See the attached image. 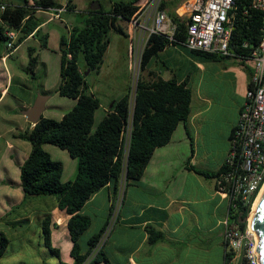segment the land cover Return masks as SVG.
<instances>
[{
	"label": "crops",
	"instance_id": "obj_1",
	"mask_svg": "<svg viewBox=\"0 0 264 264\" xmlns=\"http://www.w3.org/2000/svg\"><path fill=\"white\" fill-rule=\"evenodd\" d=\"M24 1L0 0V5H19ZM56 1L62 8L37 11L34 15L40 21L37 30L26 37L15 50L0 57V236L3 235L10 241L4 256L16 242H20L22 247L19 252L26 250V244L34 246V240L38 244L37 247L46 250L41 252L37 247H33L32 255L28 258L22 253V264L30 263V260H34L35 264H74L71 255L73 243L68 229L71 216L59 209L54 197L25 201L21 167L31 154L32 145L19 136L32 130L35 124L30 123L23 112L35 104L37 93L48 96L43 118L53 119L46 117V113L49 108H58L50 104L53 96L45 83H41L36 89L31 82L38 81L37 75L41 69H45L48 76L50 59L47 53H56L61 60V37L69 36L74 28H82L90 12L101 8L108 11L115 2L132 0ZM169 1L171 0L167 2ZM88 4L91 6L87 7ZM183 5H178L172 11H169L172 7L166 9L169 14L175 12L179 16L178 12H184ZM1 13L0 8V15ZM71 14L85 18L79 20L78 16L73 17ZM183 17L185 16L180 18L186 19ZM16 32L19 38L21 33ZM129 37L131 38V35ZM45 42L47 47H44ZM176 48L170 46L161 51L150 61L148 69L165 81L175 79L182 83L189 78L192 89V86H195L192 73L184 72L170 64L173 57L168 53ZM184 48L188 56L194 57L190 50ZM31 49L34 50L37 63L33 71H28ZM248 62L251 61L234 55L218 61L200 59L197 65H194V69L201 72L205 70L201 63L219 64L221 69L216 73H223L231 79L232 94L239 101V105L235 125L228 136L229 143L250 88L253 65L251 67ZM59 72L61 77V66ZM14 87H18L23 94L14 95ZM58 88L56 95H59ZM193 95L192 89V104ZM199 102L203 105L211 101L202 97ZM69 103L64 102V105L73 109L77 102L75 101L74 105ZM104 109L106 115L109 107ZM66 114L62 113L56 120H62ZM202 116L203 112L192 111L187 123L179 124L170 144L155 151L140 182L125 187L123 178L118 192L116 185L110 183L93 195L84 206L82 213L92 219L91 228L95 219L100 218L99 231L94 233L93 237L108 228L116 208L118 209L111 232L103 244V252L111 264H185L188 259H192L196 264H211V253L217 246L218 236L222 240L218 246L224 247L223 223L230 214V201L218 193L217 178H205L194 169L219 172L227 156L215 171L198 167L200 143L203 140L202 125L199 122ZM44 150L53 160L63 164L62 181H74L78 162L71 158L68 152H58L49 145H45ZM229 150L230 147L227 155ZM55 154L61 158L57 159ZM69 168L71 173L67 174ZM48 216L51 218L52 245L60 251V260L44 245L43 223ZM148 228L162 233L165 239L150 245ZM88 242L83 246L82 239L80 241L84 253L88 252ZM50 256L55 259L52 263L48 262Z\"/></svg>",
	"mask_w": 264,
	"mask_h": 264
},
{
	"label": "trees",
	"instance_id": "obj_2",
	"mask_svg": "<svg viewBox=\"0 0 264 264\" xmlns=\"http://www.w3.org/2000/svg\"><path fill=\"white\" fill-rule=\"evenodd\" d=\"M140 1L115 2L108 11L103 8L92 11L82 28H74L69 36L61 37V84L58 94L77 103L62 120L42 117L32 130L19 136L32 145L31 154L21 167L25 201L54 197L59 209L71 216L68 229L73 243L71 255L74 264H111L103 252V246L96 256L91 258L105 229L89 240L87 253L82 250L80 241L92 226V219L82 213L84 206L93 195L110 183L116 185L118 192L123 178L125 187L140 182L155 151L169 145L179 124L187 123L192 114V89L189 78L182 83L175 79L165 81L148 69L150 61L167 47H185L187 21L175 12H170L169 15L177 26L174 38L170 40L167 36L153 34L148 39L141 55V73L133 105L131 93L128 92L122 99L109 106L106 115L96 125V113L101 108V102L89 91L85 72L79 66L80 58H84L86 70L99 73L111 42V34L128 37L120 23L133 19L139 10ZM182 1L164 2L162 8H175ZM33 2V5H30L29 0L19 5H0V8L5 7L0 15V57L15 50L26 37L37 30L40 25V21L34 16L37 11L62 8L56 0ZM251 3L252 0H236L235 9L230 13L234 18L230 50L236 57H247L261 41L263 14L251 9ZM9 30L21 33L12 50L8 49L10 40L6 32ZM246 43L249 48H244ZM44 47H47V42ZM190 53L204 61L226 59L199 51ZM36 63L37 58L31 49L27 70L33 71ZM129 128L130 141L126 152V132ZM45 145H53L67 151L71 158L78 162L74 181H62L64 166L52 159L44 150ZM194 171L208 179L217 178L221 172L199 169ZM251 211V206L242 207L239 204L230 207L231 220L239 223L242 232L247 230L246 219ZM50 226L51 218L48 216L43 223L44 245L60 260V251L52 245ZM148 233L150 245L165 239L162 233L152 228H148ZM9 245V239L0 236V260ZM225 247L227 248V245ZM234 258L232 250L226 252L225 264H230ZM239 264H248V261L243 259Z\"/></svg>",
	"mask_w": 264,
	"mask_h": 264
},
{
	"label": "built area",
	"instance_id": "obj_3",
	"mask_svg": "<svg viewBox=\"0 0 264 264\" xmlns=\"http://www.w3.org/2000/svg\"><path fill=\"white\" fill-rule=\"evenodd\" d=\"M167 1L141 0L138 3V12L128 22L132 43L135 40V43L142 48L153 34L167 36L173 40L177 26L167 9L162 8V4ZM29 3L34 4L33 0ZM235 6L236 0H187L182 7L184 12L182 14L178 12L179 16H185L187 21L185 47L190 51L226 58L234 56L230 50L234 18L230 13ZM251 9L263 14L261 41L247 57H242L254 63L253 74L245 104L231 135L230 150L217 177V191L230 201L231 206L240 204L242 207L251 206L253 209L264 188V0H252ZM1 10H5V7L2 6ZM6 35L10 40L8 49L12 50L18 39V32L9 30ZM244 48H249V44L246 43ZM68 57L71 58L70 55ZM130 133L131 128L126 132L127 151ZM117 212L116 208L98 248L91 255L92 259L108 238ZM223 224L226 252H231L233 244L240 245L242 242L246 250L256 252V234L250 231L249 226L245 232H242L239 223L232 221L230 214ZM233 261L230 264H233ZM248 264H259V262L258 259H253L252 262L248 260Z\"/></svg>",
	"mask_w": 264,
	"mask_h": 264
},
{
	"label": "rangeland",
	"instance_id": "obj_4",
	"mask_svg": "<svg viewBox=\"0 0 264 264\" xmlns=\"http://www.w3.org/2000/svg\"><path fill=\"white\" fill-rule=\"evenodd\" d=\"M186 1L187 0H183L178 5H183ZM89 6L91 5L88 4L87 7ZM172 10L174 9L169 8V11ZM181 13H183V11H181ZM71 16H78L79 20L85 18V16L82 15L74 16L71 14ZM120 24L125 28L128 37L117 33L111 34V42L99 73L86 70V63L83 57H81L79 61L80 69L85 72V78L89 86L90 93L95 94L101 102V108L96 113V125L101 122L105 115L104 107H109V105L113 102L119 101L128 92L131 93L132 105L135 100L136 85L141 73V55L145 44L141 48L138 43H135V40L134 43H132V39L129 37V32H131L129 23L121 22ZM185 51V48L182 46L172 49L168 55H172L174 63L172 61L170 64L173 67H179L184 70V72L192 73V76L195 78V86H192L194 94L192 111L193 113L203 112V116L199 121L202 125L201 132L203 140L200 143L198 167L200 169L215 171L221 163H223L225 157L227 156V151L230 147L228 136L236 122L239 101L233 97V85L230 77L225 76L223 73H216L218 69H221V65L201 63L205 70L199 72L197 69H194V65H197L200 58L195 56L190 57ZM47 55L50 59L48 61V76L47 71H45V69H41L37 75L38 81H33L31 84H34L35 88L38 89V85H41V83L43 85V83H45L46 87L51 91L53 99L50 104L58 106V108H49L46 113V117L56 120L59 119L62 113H69V111L72 110V108L64 105V102H70L69 104L74 105L75 100L56 95V90L61 84L59 72L61 60L56 53L49 52ZM248 63L251 67L254 64L253 62ZM13 94L22 95L23 92H21L18 87H14ZM202 97H207L211 102L209 104L201 105L199 99ZM38 99L39 93H37L36 100ZM49 147L55 148L58 152L67 153V151H62L53 145H49ZM125 151L127 152L126 142ZM55 157H57V159L61 158L56 154ZM70 173L71 171L69 168L67 174ZM253 210L254 209H252L251 214ZM251 214L248 217V226ZM99 225L100 218L95 219L93 227L82 237L83 246H85L87 241L93 237L94 233H98ZM250 231L252 232L251 229ZM110 232L111 229L109 234ZM255 237L256 241H258L256 235ZM221 242L222 240L218 236L216 239L217 246L211 253V264H225L224 256L226 247L225 245L224 247L218 246V243ZM34 243V246H32V244H26V250L23 252H19V250L22 251L20 242L14 243L15 245L11 246L9 253L2 258L1 263L22 264V253L25 254L24 256L26 258L31 256V249H33V247H37L38 245L36 244V240H34ZM37 249L41 252L46 251L40 247H37ZM231 249L235 254L233 264H239L243 259H246L247 261L250 260V262H252L253 259H258L257 253H253L252 250H246L243 242L240 245L237 243L233 244ZM54 260V256H50L48 262L52 263ZM27 264H35V262L34 260H30V263ZM185 264H196V262L192 259H188L185 261Z\"/></svg>",
	"mask_w": 264,
	"mask_h": 264
},
{
	"label": "water",
	"instance_id": "obj_5",
	"mask_svg": "<svg viewBox=\"0 0 264 264\" xmlns=\"http://www.w3.org/2000/svg\"><path fill=\"white\" fill-rule=\"evenodd\" d=\"M94 9L97 10L99 8H94ZM135 95H136V90H135ZM47 99L48 96L39 94V99L36 100L32 108L23 112L24 115L28 118V121L30 123L36 125L42 119V115L43 112L45 111ZM260 195L258 196L259 198H257L258 204L256 207L255 216L252 225L250 227L252 232L256 234L258 240L255 250L258 255V262L259 264H264V191ZM246 221L248 222V218L246 219Z\"/></svg>",
	"mask_w": 264,
	"mask_h": 264
},
{
	"label": "bare ground",
	"instance_id": "obj_6",
	"mask_svg": "<svg viewBox=\"0 0 264 264\" xmlns=\"http://www.w3.org/2000/svg\"><path fill=\"white\" fill-rule=\"evenodd\" d=\"M263 191H264V189H263ZM263 191L260 193V194H262L263 193ZM261 196V195H260ZM259 198V197H258ZM257 204H258V199L256 200V202H255V204H254V210H253V212H252V214H251V216H250V221H249V226H251L252 225V222H253V219H254V216H255V211H256V207H257ZM250 229H251V227H250ZM256 248V247H255Z\"/></svg>",
	"mask_w": 264,
	"mask_h": 264
}]
</instances>
